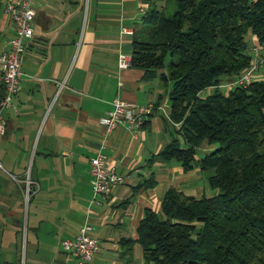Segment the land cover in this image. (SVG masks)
Instances as JSON below:
<instances>
[{"label": "crops", "instance_id": "1", "mask_svg": "<svg viewBox=\"0 0 264 264\" xmlns=\"http://www.w3.org/2000/svg\"><path fill=\"white\" fill-rule=\"evenodd\" d=\"M3 1L0 49L13 32ZM33 5L34 34L21 56L13 97L17 112L6 109L0 129V264H75L62 240L74 237L86 221L99 243L90 264H143L135 239L144 210L158 211L169 186L194 196L213 192L209 173L197 164L184 170L175 159L151 160L170 140L183 141L169 116L170 82L118 65L119 52H131L147 3L33 0ZM115 97L152 102L153 108L139 128L120 122L107 131L100 119ZM212 146L202 141L195 158ZM98 150L122 180L92 201L90 160ZM145 180L148 185L138 186Z\"/></svg>", "mask_w": 264, "mask_h": 264}, {"label": "trees", "instance_id": "2", "mask_svg": "<svg viewBox=\"0 0 264 264\" xmlns=\"http://www.w3.org/2000/svg\"><path fill=\"white\" fill-rule=\"evenodd\" d=\"M143 2L130 65L171 82L169 116L183 141L170 140L151 160L197 164L216 190L194 196L169 186L158 211L144 210L135 239L143 264H264V79L219 86L250 63L248 32L264 72V0H174L171 15ZM202 141L213 146L195 158Z\"/></svg>", "mask_w": 264, "mask_h": 264}, {"label": "built area", "instance_id": "3", "mask_svg": "<svg viewBox=\"0 0 264 264\" xmlns=\"http://www.w3.org/2000/svg\"><path fill=\"white\" fill-rule=\"evenodd\" d=\"M3 14L8 23L13 26V32L9 37L7 47L0 49V129L4 121V111L17 107L13 103V97L18 91L20 61L25 51L26 43L34 34V18L36 10L33 0H4ZM142 11L143 8L140 7ZM1 30V24H0ZM122 32L132 33L131 27H123ZM250 63L241 70L235 79L221 83L219 86L226 92L235 85H246L252 79L254 72L262 68L263 57L260 54V46L253 44L250 49ZM131 64V55L119 52V67H127ZM214 86L207 88L212 89ZM153 108L152 102L145 104H133L123 98L115 97L113 107L101 117V122L107 131L114 129L120 122H124L130 129L139 128L147 114ZM92 174V201H97L98 196H107L113 187L122 180V176L108 163L107 155L98 150L90 160ZM0 166L2 163L0 161ZM30 179L27 180L29 184ZM29 194V187L27 188ZM62 246L75 257V264H90L99 248L98 238L94 226L86 221L74 237L64 238Z\"/></svg>", "mask_w": 264, "mask_h": 264}, {"label": "rangeland", "instance_id": "4", "mask_svg": "<svg viewBox=\"0 0 264 264\" xmlns=\"http://www.w3.org/2000/svg\"><path fill=\"white\" fill-rule=\"evenodd\" d=\"M160 5H162V6L164 5V14H165V15H171L172 12H173V10H174V8H175L174 0H162V1H160ZM251 36H252V35H251L250 32H248L247 35H246V39L249 41V44H250ZM261 70H262V69H259V70H257L256 72H254L252 78H254V79H264V72L259 73ZM169 86H171V82L169 83ZM210 91H211V89L206 88V89L203 91V94L205 95V94H207V93L210 92ZM207 172H208V171H207ZM207 172H206V173H207ZM208 173H209V172H208ZM215 192H216V190L213 191V192H211L209 195H211V194H213V193H215Z\"/></svg>", "mask_w": 264, "mask_h": 264}]
</instances>
